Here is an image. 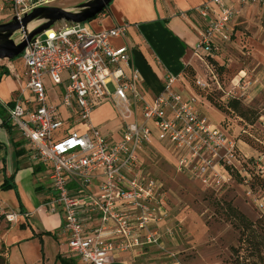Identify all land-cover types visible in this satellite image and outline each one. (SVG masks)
<instances>
[{
  "label": "built area",
  "instance_id": "obj_1",
  "mask_svg": "<svg viewBox=\"0 0 264 264\" xmlns=\"http://www.w3.org/2000/svg\"><path fill=\"white\" fill-rule=\"evenodd\" d=\"M56 1L0 0V22H21L35 8ZM254 5L264 8V0H206L197 8L205 26L192 55L214 78L207 61L216 59L222 45L231 41L232 23L243 8ZM129 28L127 21L94 30L87 22L62 20L28 42L19 55L21 72L11 60L0 63L21 84L2 107L27 139L30 159L42 167L39 174L48 181L39 183L50 194L35 212L61 216L68 252L82 264H110L160 242V229L170 213L169 196L164 182L145 167L149 147H168L180 173L214 192L233 179L234 171L247 186L252 178L245 167L249 157L227 129L202 114L196 95L185 98L175 89L177 76L167 75L163 92L147 97L127 42ZM13 38L21 42L23 29ZM115 40L125 42L116 45ZM47 81L61 86L56 99ZM197 84L208 89L203 79L197 78ZM107 103L120 118L118 138L91 119ZM260 161L262 157L248 166L264 176ZM260 206L264 210V197ZM1 213L16 223L21 215L30 218L34 212L1 208Z\"/></svg>",
  "mask_w": 264,
  "mask_h": 264
},
{
  "label": "rangeland",
  "instance_id": "obj_2",
  "mask_svg": "<svg viewBox=\"0 0 264 264\" xmlns=\"http://www.w3.org/2000/svg\"><path fill=\"white\" fill-rule=\"evenodd\" d=\"M84 1L86 0H59L53 6L75 9L78 4ZM243 9L232 23L231 41L222 45L216 58L227 69L220 73L213 69L216 75L214 78L210 68L203 61L198 60L200 76L196 78L207 82V91L216 101L225 102L230 97H238L243 100L244 104L262 111V116L255 123L256 126L250 129L253 137H249L255 143L254 146L249 145L258 148L264 146V8L247 6ZM99 16L100 14L89 20L87 24L91 26V22ZM33 22L44 21L36 19ZM4 61L2 60L0 63L2 64ZM11 61L18 70L23 68L20 56ZM1 72L2 68L0 67V76ZM2 84L0 100L8 99L15 87L21 89V84L13 76L3 80ZM47 85L50 88L52 99H56L55 91H58L61 86H53L50 81H47ZM201 91L200 87L197 88V91L195 90L197 95ZM182 93L185 94L183 91ZM198 100L199 106L205 103L201 96L198 97ZM111 105L110 103L104 104L103 107L101 105L98 110L106 118L114 116L117 111ZM199 109L210 121H216L218 114L208 104L205 103ZM232 117L235 118V123L242 124L237 121L238 118L235 115ZM109 123L107 128L101 129L104 133L108 132L107 130H110L113 125L115 126L117 120ZM220 125L227 129L229 136L236 142L238 148L247 155L243 150L247 147L240 142L237 143V138L234 135L235 128L230 127L228 122ZM108 134L118 138L119 133L116 129L110 130ZM17 138L22 141L21 135H18ZM5 152L8 156L14 157V146L11 145ZM261 157L260 163L264 165L262 152L258 151V154L255 153V157L252 158ZM145 167L152 176L164 182L168 190L170 213L166 225L160 229V242L138 249L134 256H130V261L133 264H232L234 256L231 248L240 246V230L231 223L225 208L231 204L250 220L256 221L264 213L260 206L264 194L259 188L256 186L252 189V194H248L249 186L243 181L242 174L234 171L232 180L225 183L218 192L211 191L199 181L180 173L176 168L171 150L158 144L155 147H149L145 156ZM21 177L23 178L18 183L14 177L15 186L12 188L2 189L0 184V251L7 252L9 264H60L53 256L54 235L47 233L60 232L61 220L58 214L35 212L38 197L34 178L38 184L42 182L47 185L48 181L45 175L41 177L39 173L32 174L28 167L19 170V178ZM3 182L4 179H2ZM1 208L17 213H34L30 218L21 215L18 223L11 226L13 222L5 219ZM33 229L45 233L46 256L44 260L39 239L26 238ZM168 229L170 231L166 232ZM19 240L22 241V244L10 250L12 243ZM57 254L72 259L76 264H82L76 256L68 251L66 253L58 251ZM23 257L24 259H22Z\"/></svg>",
  "mask_w": 264,
  "mask_h": 264
},
{
  "label": "crops",
  "instance_id": "obj_3",
  "mask_svg": "<svg viewBox=\"0 0 264 264\" xmlns=\"http://www.w3.org/2000/svg\"><path fill=\"white\" fill-rule=\"evenodd\" d=\"M205 1L206 0H113L108 9L104 11L99 18L91 22V27L94 30H102L111 28L123 21L129 22L130 28L127 42L131 46L132 60L135 66L140 70L143 78L142 88L149 99L163 92L166 84V76L169 74L178 77V80L175 83V89L181 93L182 91L185 92V94L182 93L185 98L191 95L199 97L200 95L196 94L195 90L186 79L184 70L186 66H190L191 70L195 73V76H200L198 69V66L200 65L198 61L199 59L192 55V49L198 41L200 33L204 30L205 23L203 18L198 14L197 8ZM254 6L261 7L257 5ZM124 42V40L114 41L116 45H120ZM21 70H18V72H21ZM10 76L12 75L2 76L0 87L3 85V80L9 79ZM16 90L17 88L15 87L11 91L9 98L6 100L1 99L0 102H9L14 96ZM201 98L204 99L205 103L213 108L218 114L214 123L224 124L228 122L230 127L235 128L234 135L237 138V143L240 142L247 147L243 148L245 153H247V156L255 157V153L257 155L258 151L239 137L245 126V123H243L241 118L237 117V121L242 122V124L235 123L236 120L234 117L227 116L216 109L206 100L205 97L201 96ZM205 103L200 104L199 107L202 105L204 106ZM103 106L104 105L101 107ZM98 109H100V107L92 113L91 119L93 124L98 125L102 129L105 127L107 128L110 125L109 122L112 123L117 120V124L115 126L113 125L110 130H116L119 128L120 118L116 111L117 114L106 118ZM1 122L2 119L0 117V124ZM255 126L256 125L249 126V129L254 128ZM14 129L16 128L13 127L11 133L5 127L0 125V184H2V179H4L5 176L10 177L13 174L18 183V181L23 178H19V170L25 167H28L34 175L42 170L41 166L34 165L30 159L27 139L24 138L19 130L16 129L19 131L17 132ZM110 130L107 131L109 132ZM18 135H21L22 141L17 138ZM11 145L14 146V157L8 156L7 152H5V150ZM19 149L22 154L17 156L16 151ZM37 168L40 170L36 171ZM34 183L37 186L36 194L38 197V206L40 202L49 196L50 191L48 187L36 183L35 178ZM58 217L61 220L59 226L61 231L56 233L50 232V235H54L53 238L55 241L53 253L54 258L57 257L58 251L65 253L69 251L67 235L62 230V219L60 215H58ZM13 224L14 223H11V226ZM37 233L40 232L33 229L28 233L26 238H38L40 242L39 236L35 235ZM3 241L5 242L4 239ZM42 241L44 256H46L45 235H42ZM12 244L10 250L21 245L22 241L19 240ZM8 256L10 258L9 254ZM22 259H24V257ZM130 260L131 257L129 254H123L110 264H133Z\"/></svg>",
  "mask_w": 264,
  "mask_h": 264
},
{
  "label": "trees",
  "instance_id": "obj_4",
  "mask_svg": "<svg viewBox=\"0 0 264 264\" xmlns=\"http://www.w3.org/2000/svg\"><path fill=\"white\" fill-rule=\"evenodd\" d=\"M108 9V8H107ZM106 9V10H107ZM105 10V11H106ZM98 16V15H97ZM96 16V17H97ZM94 17V18H96ZM210 65L217 71L218 73L225 71L227 68L225 65L220 64L216 59L208 60ZM2 68L0 80L3 75H10L9 70L4 67ZM184 75L186 79L189 81L190 85L194 90L197 91V88L200 87L197 84V78L195 73L191 70L190 66H186L184 70ZM198 87H197V86ZM202 89V88H201ZM205 91V92H204ZM202 97H205L207 101L211 103L216 109L226 114L227 116H233L241 118L243 123H245L244 128L242 129L239 137L244 140L246 143L254 146L255 143L249 137H253L252 131L249 129V126L255 125V123L262 116V111L260 109L254 108L252 106L244 104L243 100L238 97H230L227 101H216L215 98L210 94L207 89H202L199 94ZM0 117L2 119L1 126L5 127L9 132L12 133L13 126L10 124L6 112L4 111L2 104L0 103ZM245 131V132H244ZM256 150L262 152L264 154V146L253 147ZM17 156L22 154L21 150L16 151ZM254 158L250 157L245 164V167L252 174V178L249 181V186L251 189H254L256 186L259 190L264 194V176L256 175L254 170L248 166V164L252 163ZM40 169L37 168L36 171ZM14 174L10 177H5L4 182L1 184L2 189L12 188L15 186L14 183ZM264 197V196H263ZM231 223L240 230V246L238 248L232 247V254L234 256V260L232 264H264V213L258 218L256 221L250 220L247 216H245L238 209L234 208L231 204H228L225 208ZM44 232L37 233L40 238L42 258L44 260V247L42 241V235ZM47 234H50L48 232ZM7 252L0 251V264H9L7 260ZM56 260L60 262V264H76L72 259L67 258L62 255H57Z\"/></svg>",
  "mask_w": 264,
  "mask_h": 264
},
{
  "label": "water",
  "instance_id": "obj_5",
  "mask_svg": "<svg viewBox=\"0 0 264 264\" xmlns=\"http://www.w3.org/2000/svg\"><path fill=\"white\" fill-rule=\"evenodd\" d=\"M113 0H86L75 9H65L58 6H42L35 8L27 14L21 22L13 19L0 23V61L12 60L18 57L35 36L51 28L55 23L66 20L70 23H86L100 13L104 12ZM43 20L40 25L28 30V25L35 20ZM23 29L25 38L16 43L13 36L15 32Z\"/></svg>",
  "mask_w": 264,
  "mask_h": 264
},
{
  "label": "bare ground",
  "instance_id": "obj_6",
  "mask_svg": "<svg viewBox=\"0 0 264 264\" xmlns=\"http://www.w3.org/2000/svg\"><path fill=\"white\" fill-rule=\"evenodd\" d=\"M34 25H35V23H34V22H31V23L28 25V28H32Z\"/></svg>",
  "mask_w": 264,
  "mask_h": 264
}]
</instances>
